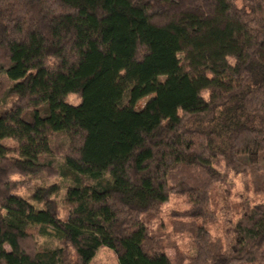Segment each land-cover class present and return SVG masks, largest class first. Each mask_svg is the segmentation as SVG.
Masks as SVG:
<instances>
[{
	"label": "trees",
	"instance_id": "trees-1",
	"mask_svg": "<svg viewBox=\"0 0 264 264\" xmlns=\"http://www.w3.org/2000/svg\"><path fill=\"white\" fill-rule=\"evenodd\" d=\"M181 2L0 0V264H264V204L209 230L230 175L264 194V0Z\"/></svg>",
	"mask_w": 264,
	"mask_h": 264
},
{
	"label": "rangeland",
	"instance_id": "rangeland-1",
	"mask_svg": "<svg viewBox=\"0 0 264 264\" xmlns=\"http://www.w3.org/2000/svg\"><path fill=\"white\" fill-rule=\"evenodd\" d=\"M242 0H235L236 4L241 6ZM194 4V0H182L181 9L188 8ZM161 18L155 17L154 21L159 22ZM182 65L184 69H187V61L185 57L181 55ZM230 62L234 63V60H230ZM204 96L206 99L209 98V93L205 92ZM151 97H147L141 100L137 108L142 109L146 103L150 100ZM68 104L77 106L80 102V98L77 95H70L66 99ZM20 183L19 190L17 193L26 199L31 200L32 193L36 190V187L44 184L42 179H30L22 176H15L14 178ZM59 180H55L54 178L49 179L48 184H52L54 182L58 183ZM227 186L220 187L219 189V199L218 203L222 209L219 212L218 221L216 224L209 228L211 234L216 237H224L226 233L227 225L231 220H235L236 210L240 204H245L246 206H254L257 204H264V194H255L250 189L248 185V179L245 176L241 175H230L228 181L226 183ZM226 188V189H225ZM230 189L231 191H228ZM229 192V193H228ZM64 195V190L60 191L59 207L61 212V217L63 219L66 218L68 213V208L65 206L62 198ZM190 206L189 199L186 196H180L173 194L169 202L162 207L161 213V222L165 224L168 231L172 230L173 223V215L177 213L185 212ZM156 226V224H155ZM173 243L176 244L183 252L195 256L196 255V247L194 246L193 241L186 234H174ZM36 240V239H35ZM38 244L42 246L46 241L42 238H38L36 240ZM167 254L171 258L172 261H175V251L171 249H167ZM91 264H119L117 256L109 249L102 248L96 254V257L92 261Z\"/></svg>",
	"mask_w": 264,
	"mask_h": 264
}]
</instances>
